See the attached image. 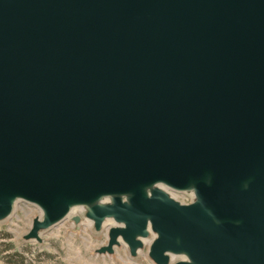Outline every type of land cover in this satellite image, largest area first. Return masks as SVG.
I'll list each match as a JSON object with an SVG mask.
<instances>
[{
	"label": "water",
	"instance_id": "1",
	"mask_svg": "<svg viewBox=\"0 0 264 264\" xmlns=\"http://www.w3.org/2000/svg\"><path fill=\"white\" fill-rule=\"evenodd\" d=\"M17 200L25 239L81 205L97 252L264 264V0H0V219Z\"/></svg>",
	"mask_w": 264,
	"mask_h": 264
},
{
	"label": "rangeland",
	"instance_id": "2",
	"mask_svg": "<svg viewBox=\"0 0 264 264\" xmlns=\"http://www.w3.org/2000/svg\"><path fill=\"white\" fill-rule=\"evenodd\" d=\"M84 206L73 208L65 218L40 230L41 240L23 238L32 218L41 215L40 209L23 200H17L12 212L0 219V264H155L147 254V246L153 234L143 238L144 245L135 255L120 240L113 252H97L95 249L107 240L106 220L101 229L95 230L84 215ZM79 214L75 222L72 215ZM171 260L182 258L170 254Z\"/></svg>",
	"mask_w": 264,
	"mask_h": 264
},
{
	"label": "built area",
	"instance_id": "3",
	"mask_svg": "<svg viewBox=\"0 0 264 264\" xmlns=\"http://www.w3.org/2000/svg\"><path fill=\"white\" fill-rule=\"evenodd\" d=\"M170 195H172L174 198L178 199L181 202H189L194 198V194L193 191L190 189L187 190H182V191H173L170 189H167L165 186H163ZM174 260H171V256H170V262H172Z\"/></svg>",
	"mask_w": 264,
	"mask_h": 264
},
{
	"label": "bare ground",
	"instance_id": "4",
	"mask_svg": "<svg viewBox=\"0 0 264 264\" xmlns=\"http://www.w3.org/2000/svg\"><path fill=\"white\" fill-rule=\"evenodd\" d=\"M184 190H187V189H184ZM75 207H77V206H73V207L71 208L70 211H72V209L75 208ZM81 209H82V208H81ZM83 209H84V208H83ZM83 209H82V210H83ZM89 222H90V224H91V220H89ZM148 241H149V240H148Z\"/></svg>",
	"mask_w": 264,
	"mask_h": 264
}]
</instances>
